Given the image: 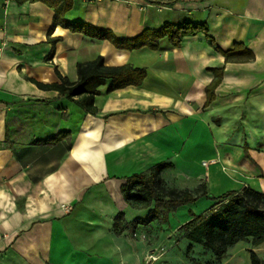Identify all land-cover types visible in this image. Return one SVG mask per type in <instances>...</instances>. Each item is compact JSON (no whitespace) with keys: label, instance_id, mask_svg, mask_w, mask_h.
I'll return each instance as SVG.
<instances>
[{"label":"crops","instance_id":"crops-1","mask_svg":"<svg viewBox=\"0 0 264 264\" xmlns=\"http://www.w3.org/2000/svg\"><path fill=\"white\" fill-rule=\"evenodd\" d=\"M72 4L65 18L122 39L166 21H192L206 23L221 49L241 42L255 55L226 62L203 32L184 36L179 47L162 38L153 50L119 49L59 25L49 36L53 8L0 0V264H146L149 236L131 222L148 210L123 200L124 177L165 162L169 187L264 193V0ZM53 37L60 39L46 60ZM97 56L107 66L144 67L147 75L139 86L110 93L109 81L98 86L95 115L29 79L59 82L56 67L76 81V65ZM211 67L224 71L206 106ZM59 132L67 133L55 144L38 142ZM118 212L128 224L115 233Z\"/></svg>","mask_w":264,"mask_h":264},{"label":"trees","instance_id":"trees-1","mask_svg":"<svg viewBox=\"0 0 264 264\" xmlns=\"http://www.w3.org/2000/svg\"><path fill=\"white\" fill-rule=\"evenodd\" d=\"M27 0H16L23 4ZM37 1V0H30ZM53 8L52 24L48 30L49 36L55 26L59 25L72 32L83 33L91 38L105 39L119 49L133 50L146 46L150 49H158L160 40L167 37L169 42L179 47L184 36L195 35L203 32L207 42L224 57L226 62L250 61L254 53L243 43L238 42L230 49H221L214 38L209 34L206 23L183 21L175 23L166 21L158 28L144 29L137 37L119 38L113 31L92 26L86 22L72 21L65 18L66 12L72 7V0H39ZM163 3L179 0H156ZM59 37L49 38L52 44L50 54L45 58L51 60L54 54V43ZM214 74L211 82L206 86L205 105L211 104L215 97V88L219 85L223 75V67L209 68ZM55 72L60 81L51 84L39 83L29 78L38 88L57 90L59 95L77 103L86 113L95 115L98 109L95 106L94 98L100 93L98 86L106 84L107 93L112 90L125 88L127 85L139 86L147 75L144 67H135L132 64L105 65L102 56L93 60L82 61L76 65L77 80L71 81L62 76L57 68ZM67 132H59L55 136L39 140L47 144H55ZM169 163L160 162L155 166L124 177L121 184V195L123 200L133 208L147 209L143 219H135L131 223L146 225L152 221L166 222L169 213L187 203H194L201 197L210 199L213 203L200 215L189 211L192 218L182 227L185 228L184 236L191 242L200 244L214 252L217 259L221 260L227 255L228 248L248 238L259 243L264 238V193L255 191L250 187H243L240 191H228L220 195H213L208 192L204 183L194 189H177L166 185L162 177V170L168 168ZM128 223L125 221L123 212L115 214L113 230L115 233L122 231ZM250 264H264L258 255L249 251Z\"/></svg>","mask_w":264,"mask_h":264},{"label":"rangeland","instance_id":"rangeland-1","mask_svg":"<svg viewBox=\"0 0 264 264\" xmlns=\"http://www.w3.org/2000/svg\"><path fill=\"white\" fill-rule=\"evenodd\" d=\"M213 187H211L212 191ZM212 203L210 199L203 197L196 205L180 206L183 208L179 212L174 211V214L172 211L169 222L167 220L166 222L152 223V221V225L144 224L142 234L145 231L146 236H149L146 239L148 248L146 264H250L249 251L252 248H256L258 253H261V260L264 259V244H260L262 240L255 243L248 238L235 243L228 248L227 256L219 260L213 251L185 238V228L182 226L192 218L188 209L193 208L195 214L200 215ZM142 234H140L141 237H143ZM153 240L154 246L151 242Z\"/></svg>","mask_w":264,"mask_h":264}]
</instances>
